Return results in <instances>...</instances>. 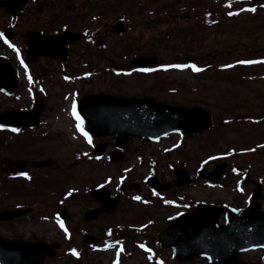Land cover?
<instances>
[{"label":"flooded vegetation","instance_id":"flooded-vegetation-1","mask_svg":"<svg viewBox=\"0 0 264 264\" xmlns=\"http://www.w3.org/2000/svg\"><path fill=\"white\" fill-rule=\"evenodd\" d=\"M77 1L26 0L15 14L0 8V59L12 64L19 79L12 95L0 93V235L51 250L53 256L43 264H71L64 255L74 262L87 257L104 261L111 251L118 254L109 264H130L134 254L144 257L138 264H209L203 257L174 254L158 237L193 235L195 227L209 225L210 219L224 226L227 211H249L251 203L264 213V165L256 158L262 148L237 144L225 154L228 158L213 162L206 132L173 134L156 142L138 137L117 142L111 134L94 131V101L81 106L83 100L107 95L166 101L129 94L123 78L142 71L131 70V59L110 46L115 25L124 29V20L93 28L100 16L87 14L88 4L79 6ZM104 7L95 9L103 17L112 13ZM65 32L83 37L68 43L58 56L26 55L28 38L58 40ZM98 77L108 84L102 90L93 84ZM23 90L31 96L20 101L18 92ZM175 92L166 90L169 96ZM36 99L42 108L36 126L12 127L16 118L2 119L5 113L29 111ZM57 109L65 116L62 126L57 125ZM253 151L244 162V153ZM231 157L243 163H233ZM220 163L218 179L206 180L205 174ZM99 175L102 180H95ZM209 205L217 208L209 210ZM7 213L19 215L5 219ZM154 252L168 256L150 260ZM262 254L249 250L237 259L259 264Z\"/></svg>","mask_w":264,"mask_h":264},{"label":"rangeland","instance_id":"rangeland-1","mask_svg":"<svg viewBox=\"0 0 264 264\" xmlns=\"http://www.w3.org/2000/svg\"><path fill=\"white\" fill-rule=\"evenodd\" d=\"M225 1L76 2L79 6L88 4L85 8L87 14L100 16L96 24L92 25L93 28H100L102 23L107 21L124 20V33L121 36L114 34L110 40L113 52L126 54L130 59L136 56H150L161 63L159 74L141 76L132 73L127 79L123 78L125 84L130 86V95H152L171 105L198 106L211 113L213 125L210 131L206 132L211 140L210 155L222 152L231 154L227 149L236 148V140L246 136V139H253L251 146L264 141V137L260 136L264 133V0H257L250 5L247 4L248 0H233L234 3L229 4H224ZM62 4H65V0ZM100 5L105 6L101 8L103 10L106 6L109 11L111 8L112 13L110 11L108 16L103 17L104 12H96V6ZM248 6L253 8L252 12ZM224 19L226 21L223 23ZM257 59L261 63L255 66L242 63ZM185 61L197 66L196 68L203 67L207 72L200 74V71H193L191 68L179 70L169 67L173 64H183ZM103 79L98 77L93 82L98 85L97 90H102L103 85H108ZM173 88H176L177 92L170 94L171 96L166 94L167 89ZM18 94L23 99L20 101L26 100L30 95L26 90ZM56 112L59 119L57 125L62 126L66 122L65 116L61 115L58 109ZM229 112L234 120L227 122V116L223 113ZM240 131V137L235 138L236 132ZM241 147L245 148L246 145L241 144ZM261 152L263 153L256 156L258 165H264V149ZM246 154L249 153H244V162L252 156ZM230 161L243 163L241 158L231 157ZM102 178L99 175L95 180L100 181ZM205 196L206 194H199L196 197ZM209 196L212 197L210 193ZM113 253H108L103 258L104 261L98 259L94 262L88 261L89 257L74 262L63 255L71 264H109ZM159 255L164 260L165 256H168L165 252H154L151 253L150 260H157ZM133 256L134 260L130 261V264H138L144 260L142 255Z\"/></svg>","mask_w":264,"mask_h":264},{"label":"water","instance_id":"water-1","mask_svg":"<svg viewBox=\"0 0 264 264\" xmlns=\"http://www.w3.org/2000/svg\"><path fill=\"white\" fill-rule=\"evenodd\" d=\"M5 0L0 1V6L7 9L14 6V9H20L24 0ZM8 10V9H7ZM72 41V37L64 35L60 43L57 45L51 39L38 43L33 42L28 45L30 50L43 53L46 55L58 56L53 54L52 47H64L68 42ZM31 51H29L31 53ZM151 62L145 59H136L134 66H142ZM1 64V63H0ZM5 65L0 66V90L9 94L15 88V80L8 83V76L5 74ZM101 99V98H100ZM107 108L117 110L124 113V120L118 124L119 131L133 136L149 137L150 139H157L159 136H164L172 132L183 133H197L205 130L210 125V116L200 109H182L173 108L167 105L158 104L152 99H124L116 100L106 97ZM40 109L33 108L31 113L18 114V117L28 120H19L17 125L32 126L36 123V118ZM112 110V111H113ZM122 113V114H123ZM106 116V115H105ZM34 117V118H33ZM34 120H31V119ZM95 123V127H103L100 120ZM113 132V128L109 132ZM219 172L213 173L209 178L211 180L218 176ZM240 225L234 234H228L229 228H216L214 226L215 220L210 219L209 225L206 226L205 234L202 226L195 227V233L187 236L188 240L177 237L176 245L180 246L181 241L184 245H188L189 253L197 256H205L211 264H240L236 261L239 251L245 249H263L264 250V215L260 214L258 210L252 209L251 212L242 215L238 218ZM243 240L242 242L239 241ZM181 240V241H180ZM21 246V247H20ZM39 251V250H38ZM180 251V247H179ZM181 251H185L182 249ZM37 251L34 247H24L20 243H12L4 241L0 238V264H40L42 261L43 251L41 252V259L35 258ZM41 261V262H40ZM264 264V256L261 263Z\"/></svg>","mask_w":264,"mask_h":264},{"label":"snow or ice","instance_id":"snow-or-ice-1","mask_svg":"<svg viewBox=\"0 0 264 264\" xmlns=\"http://www.w3.org/2000/svg\"><path fill=\"white\" fill-rule=\"evenodd\" d=\"M249 11H252V9H249ZM231 14V13H230ZM3 36L0 35V39H2ZM5 43H7V41H5ZM11 46V45H10ZM242 63H252L251 61H242ZM169 67H174V68H185V67H188V68H191L193 71H199L200 69L196 68L195 65H170ZM141 71H144V72H147V71H151L150 69H141ZM77 119H79V117H76ZM13 131H17L16 129H13ZM87 134L85 133V136ZM136 199H139V197H136ZM73 255H75V252H73Z\"/></svg>","mask_w":264,"mask_h":264}]
</instances>
